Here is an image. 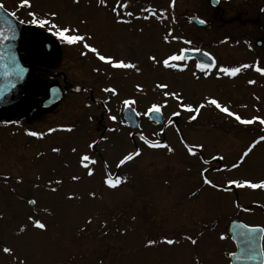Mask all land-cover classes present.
I'll return each instance as SVG.
<instances>
[{"label": "rangeland", "instance_id": "374dc122", "mask_svg": "<svg viewBox=\"0 0 264 264\" xmlns=\"http://www.w3.org/2000/svg\"><path fill=\"white\" fill-rule=\"evenodd\" d=\"M0 3L8 11H16L19 0H0ZM107 3L111 7L115 0H107ZM169 3L170 0H128L127 11L146 15L140 10L152 7L157 12L166 10V19L136 20L126 17L131 20L130 24L117 25L107 9L97 6V0H80L79 5H74L72 0H32L34 10L39 13L56 11L62 23L78 24L80 19H86L88 23L81 25V29L94 32L96 43L105 53L136 63L141 72L136 74L134 71L125 73L108 70L111 78L109 75L93 73L92 68L96 63L94 60L80 57L75 48L62 45L50 33L33 28L27 23L22 24V47L27 53L26 59L32 63L41 80H46L49 76L50 83L47 82L43 90L39 86L38 97L35 99L31 95L30 103L23 108L17 120L0 121V216L3 217L0 219V246H15L28 256V264H189L193 250L197 247L181 238L184 235L196 236L198 228L192 227V217L200 214L198 219L208 222L213 221L212 217L216 220L222 219L221 216L228 218L234 212L232 205L220 204L217 200L218 197L227 198L224 193L234 191H217L207 186L201 188V167H209L208 178L221 187L225 186L228 179L247 177L254 182L264 179L262 144L257 145L244 162L232 171L217 172L215 169L230 167L238 161V157H232L230 162L223 160L221 164L211 162V165H201L198 158L186 155L176 127L187 142L203 143L205 148L200 155L209 160L212 156L209 153L210 144L222 138V132L217 128L232 132V121L230 125H225V117L215 109L202 110L197 121L192 124L186 123L189 114L182 113L180 117L174 118L175 126L168 127L162 135L161 126L154 125L143 117L139 118L140 127L135 132L128 126H120L119 123L113 125L108 120L104 101L110 94L101 92L106 86L116 87L120 93L118 97H112L107 105L118 121L122 118V98L135 96L138 100L137 109L140 111L160 99L152 91L157 82L167 83L168 91H180L184 102L193 106L204 95H213L224 103L222 101L225 100V95L212 92L218 89L210 88L211 84L207 85V91H203V81L192 77L194 70L190 64L187 63V68L181 72L153 65L147 59L148 55H155L161 60L178 49L187 47L179 42L166 45L161 38L169 28L173 30V35L181 36L178 27L180 3L182 15H186L190 11L199 13L197 7L202 11L206 0H176L174 9L168 7ZM26 12L27 10H19V17L28 19ZM173 16L176 23H172ZM183 20L184 18L181 21ZM141 28L142 32L139 31ZM195 35L202 40L193 46L209 49L206 32L198 31ZM47 46L51 47L49 54L45 53ZM104 68L107 69V66ZM63 76L66 83L72 86V90L79 87L86 91L82 90L78 95L68 94L49 112L40 111L38 104L44 97L45 90L54 84L63 87ZM136 84H140L146 94L136 93ZM89 91H92V97ZM254 97H259V100ZM243 101L247 107L239 112L242 117H264V87L256 86L246 90ZM86 103H91V106L86 107ZM168 103L169 106L163 110L165 120L171 112L178 110L175 101L170 99ZM231 108L236 111L235 107ZM52 111L57 112L53 114ZM77 111H81L80 117H72ZM89 116L95 120L90 121ZM29 120L33 121L30 123ZM61 126H71L74 131L53 132L40 140L24 135L25 129L46 133L49 128ZM109 127H116L118 131L108 132ZM259 127L258 124L247 126L251 132ZM129 133L134 135L130 136ZM141 133L147 139L168 143L175 152L169 154L166 149L147 148L139 140ZM102 135H107L109 139L98 143L95 152L87 150L88 154L96 155L98 160L97 165L91 166L95 175L87 177L86 170L79 167L78 157L71 152V148L76 147L78 152L84 153L86 144L93 139L99 140ZM53 147L60 148L61 152H51ZM137 147L141 149L142 155L117 169L116 160ZM100 157L109 162V170L114 175L126 177L127 183L116 190L106 189L102 184L104 170ZM5 175L13 179L5 183L2 179ZM73 175L81 176V180L73 182ZM17 176L23 179L22 184H15L14 178ZM55 179H61L63 184H53L59 190L52 193L46 186L49 180ZM35 184L40 187H33ZM249 190V201L264 205L260 190ZM92 191L97 193L96 199L89 197L88 193ZM193 191H198V195L191 196ZM67 193L79 196L80 199L69 201L65 199ZM32 198L37 200V209L47 208L51 212V215L40 212L35 216L46 223L48 230L40 233L39 230L31 229L17 237L15 233L19 225L26 222L28 215H34L33 209L26 204ZM262 209L264 210L253 209L251 212L256 215H247V223L264 224V218L257 216ZM88 217L92 218L93 223L85 225L84 221ZM81 227H86V231L80 232ZM125 229L128 231L121 235ZM105 232L107 235L103 234ZM105 237L115 239V248L110 247L112 243H107ZM166 237L180 240V243L172 246L159 243ZM149 239L158 243L147 248L145 244ZM95 245H105L103 248L109 249L100 250ZM0 264H8L7 258L0 256Z\"/></svg>", "mask_w": 264, "mask_h": 264}, {"label": "snow or ice", "instance_id": "6c2138e0", "mask_svg": "<svg viewBox=\"0 0 264 264\" xmlns=\"http://www.w3.org/2000/svg\"><path fill=\"white\" fill-rule=\"evenodd\" d=\"M219 3V0H216ZM74 5H79L80 0H72ZM97 6L102 9H107L113 18V22L117 25L119 24H130L131 20L126 19V17H132L136 20H148L149 18H155L157 20L163 21L166 19L165 11L157 12L155 8L146 7L141 9V13H146V15H136L132 11H127L129 4L128 0H124L122 3L121 0H115V3L109 7L107 0H97ZM176 6V0H170L168 7L170 9H174ZM16 11H8L5 9V6L0 3V10L4 11V17H0V60H11V63H6L4 65V75L6 77L15 76L18 80L23 79L24 73L27 71L26 68L20 66L16 63L14 56H8V47L6 42L13 41L16 38L17 29L16 24H28L36 29H41L50 33L52 37H55L62 45H65L69 48H75L80 57H84L90 60H94L96 63L92 68V72L98 75H111L108 70H116V71H134L136 74H140V67L131 61L125 59H118L114 55L105 53L101 46L96 43V35L94 32L88 31L87 29L82 30L81 25H87L88 21L86 19H80L78 24H72L70 22L62 23L59 20V14L56 11H46L43 13H39L33 9L32 0H19V3L16 5ZM19 10H27L26 15L28 19H21L18 15ZM196 23L204 25L207 23L204 19L196 18ZM172 23H176L175 17H172ZM139 31H143V29H139ZM162 42L166 45L172 44L173 42H179L187 47H183L178 49V51L167 55L161 60H158L155 55H148L147 59L152 62L153 65H161L165 69H177L178 71H185L187 68V62L193 60V53L197 54L199 57L197 62L194 64L195 71L191 73L192 77L195 80L200 79V75L198 73L203 74L204 78L207 79L209 76H213L216 80L223 79L225 77L232 79L238 76L242 72V70H246L252 68L255 72L259 73L261 76H264V67L259 66V61H256L254 64L243 63L237 66L234 65H225L219 64L216 58L211 55L209 52L202 51L199 47L193 46V41L190 39H186L182 36L173 35V30L169 28L166 33L162 36ZM107 66V69L104 68ZM249 85L255 84V80H249L247 82ZM15 87V85H11ZM135 92L138 94H146L144 88L140 84H136ZM169 85L167 83L157 82L154 84L152 91L157 93L160 96V99L155 100L148 104L142 111L137 109L138 100L135 96H130L127 98H122L120 100L121 108L120 112L122 114V118L118 121L116 115L111 114V109L107 108V105L110 103L112 97H118L120 95L118 89L113 86H106L101 89V92L105 94H110L108 99L104 101V107L107 109V118L112 122L113 125L117 123L120 126H127L126 121H131L137 128L140 127L138 121L139 118L143 117L149 122H155L158 125H161L160 134L162 135L168 127L175 126L176 121L175 117H180L182 113H188L189 115L186 118L187 124H192L194 121H197V117L200 115L201 111L204 109H215L218 113L223 114L224 117L228 118L229 122L235 121L237 125L250 126L254 124H258L261 127V131H264V117L253 115L249 118L242 117L238 112L233 111L230 104L221 103L215 96L213 95H204L200 102H198L195 106L189 103L184 102L183 94L180 91H168ZM82 90L79 87L76 88V92H80ZM3 90H0V94H2ZM52 93L55 95L58 93L57 89H52ZM47 94V92H46ZM259 100V97H254ZM175 101L177 109L176 111L171 112L168 118L165 120L163 115V110L169 106V100ZM241 107H247V105H242ZM258 112L259 109H256ZM91 120L92 117L90 116ZM176 133L180 137V144L183 146L185 153L188 157L198 158L200 160L201 165H211L212 161H222L224 160L223 155L214 154L211 156V159H204L202 155H200L205 148L203 143H189L185 140L183 133L180 131L178 127H176ZM67 132L72 133L74 131L71 126H61L59 128H49L46 133L32 131V130H24V135L27 137L36 138L38 140L43 139L45 135H50L53 132ZM108 132H116L118 129L116 127H109L107 129ZM129 135H134L133 133H129ZM109 139L107 135H102L99 140L93 139L91 142L86 144V150L84 153L78 152L76 147L71 148V152L76 154L78 157V165L80 168L86 170L85 174L87 177H93L95 175L94 168L91 166L97 165L98 160L96 155L88 154L87 150H92L95 152V148L98 143L106 142ZM139 140L147 146L149 149H166L167 153L173 154L175 149L170 146L166 142H161L160 140H150L147 139L142 133L139 136ZM264 143V135H259L257 138L251 141L247 145V147L241 152L239 160L236 163L231 164L230 167H217L215 171H232L237 169L240 164H242L249 156L250 153L256 148L257 145ZM51 152L59 154L61 149L58 147H53ZM41 155V154H38ZM142 155L141 149L139 147L135 148L132 151L123 154L119 157L115 162V167L117 169H121L130 162L136 160V158ZM102 161V167L104 170V175L102 177V184L108 190H116L122 184L127 183V178L122 176L114 175L109 170V162L103 157H100ZM67 166V165H65ZM209 167H201L199 175L201 179V188L207 186L209 188L216 189L217 191H231L232 187L235 188H247V189H259L264 190V179L259 181H252L248 179H228L225 183L224 187L214 183L212 180L208 178L207 173L209 172ZM3 181L7 183L10 179H13L7 175L2 177ZM39 179V176L37 177ZM71 180L73 182H79L81 180V176L73 175L71 176ZM15 184L19 185L23 183V179L19 176L14 178ZM61 186L63 181L61 179L49 180L47 183V190L52 193H57L59 188L53 186ZM35 188H39L40 185H33ZM15 191V189H13ZM91 199H96L97 193L92 191L88 193ZM191 196L195 197L198 195V191H193L190 193ZM65 199L71 200H79L80 197L73 195L72 193H67L65 195ZM26 204L33 209L34 215H28L26 218V222L19 225L18 230L15 235L17 237H21L27 231L31 229L39 230L40 233L46 232L47 225L42 222L41 219L35 218L38 216L40 212H44L48 215H51V212L47 208L37 209V200L35 198L28 199ZM258 207L264 208V205H257ZM235 207L238 210H243L245 212L250 211V209H240L239 204H235ZM3 217L0 216V219ZM135 220V217H132ZM93 223L91 217L85 219L84 224L90 225ZM106 227V225H105ZM86 227H81L80 232H85ZM119 231V229H117ZM128 229H125L121 235L126 234ZM231 232L236 236L237 240H242L243 243H238L237 247L240 249L239 252L230 251L228 252V257L231 259L237 260H254L258 259L259 264H264V247L254 248L252 245L257 240H264V226L261 225H249L247 223H235L233 222L231 226ZM107 235V232L103 233ZM203 234L201 233L200 236ZM218 240L225 241L230 237L225 235L224 233H218ZM181 239L187 241L193 247H199V237L194 238L192 235H184ZM158 241L149 239L145 247L150 248L156 245ZM159 243L172 246L180 243V240L164 238ZM0 256L7 258L8 264H28V256L18 250L15 246L10 245H2L0 246ZM194 264H200L199 254H195L193 256Z\"/></svg>", "mask_w": 264, "mask_h": 264}, {"label": "flooded vegetation", "instance_id": "af4514ba", "mask_svg": "<svg viewBox=\"0 0 264 264\" xmlns=\"http://www.w3.org/2000/svg\"><path fill=\"white\" fill-rule=\"evenodd\" d=\"M181 3L179 7L180 15L178 27L181 31L182 37L192 40L193 45H195L196 43L198 44L200 40H202H199L195 33L198 31H204L207 34L209 49H204L201 47L199 48H201L202 51L209 52L211 55H213L219 64L237 66L243 63L254 64L256 61H259V66L264 67V0H219V3H217L216 0H213L212 5L208 3V0H206V4H204L202 11H199V7H197L196 9L199 13H191L190 11L189 14H183V21H181L183 19H181V16H183ZM185 17H187L186 20ZM194 17L206 20L207 28H197L196 26L192 25L191 19ZM192 30H194V33ZM257 42L260 43V45L257 44ZM196 62V59L187 62L192 66L194 71V64ZM198 75L202 77H200L199 80L203 81L201 85L204 88V92L209 89V86L207 85L211 84L210 88L218 89V91L212 92H216L219 95H225V100L222 102L235 107L236 112L238 113L240 111L243 112L242 109H244V107L241 106L246 105L243 101L244 92L248 89L255 88L256 86L264 87V76H261L259 73L255 72L252 68L242 70V72L238 74L237 77L232 79L225 77L223 79L216 80L214 75L205 79L203 74L198 73ZM249 80H255L256 83L249 85L247 83ZM79 93L80 92H76L71 88H66L64 90V97L68 94L78 95ZM90 94L92 97L93 94L91 91H89V95ZM233 94L235 95L233 96ZM85 106H91V103H86ZM56 112L57 111H52L53 114H56ZM80 112L81 111H77L71 116L74 118H79L81 115ZM94 120L95 118L92 117L90 121L93 122ZM223 122L225 125H230V122L226 117ZM231 125H234V127L232 126V132L218 127L217 129L222 132V138L216 142H212L209 146V153L211 155H223L224 161L226 162H230L232 157L239 158L241 152L247 147L249 143H251L252 140L257 138L259 135H264V131H261V127L257 128L254 132H251L248 130L247 126L237 125L235 121H232ZM261 144L264 145V143ZM222 161H219L218 164H221ZM251 169L252 171L254 170V168ZM243 179L248 178L244 177ZM231 191L234 192H227L226 194L224 193L227 198H217L218 203L230 204L234 207V212L231 216L229 215L228 218L221 216L222 219L218 220H216L215 217H212L213 221L208 222H203V220L198 219L201 216L200 214L194 215L192 217V227L198 228L197 234L194 238L199 237V247H197L196 250H193L192 261L189 264H194L193 256L195 254H199L200 264L258 263H256L258 259L244 261L231 259L227 255L230 251L239 252L240 249L237 247V244L243 243L242 240H237L236 236L231 232V223H247L248 221L245 217L247 215L254 217L256 213L251 211H253V209H261V207L257 206L258 204L256 202H253L252 200L249 201V189L232 187ZM260 193L264 200V190H260ZM210 203L211 202L208 204L211 205ZM235 204H239L240 209L247 208L250 209V211L245 212L243 210H238L235 207ZM258 215L264 218V210L262 209L261 214H257V216ZM249 225L264 226V224L254 223ZM200 229H202L201 232ZM201 233L203 234L202 236H200ZM218 233H224L230 238L225 241H220L218 240ZM108 242L112 243L110 246L111 248H115V239L107 238V243ZM258 246L264 247V240H257L252 245L254 248H257ZM95 247H98L100 250L109 249V247L103 248L105 245H95Z\"/></svg>", "mask_w": 264, "mask_h": 264}, {"label": "water", "instance_id": "95a60500", "mask_svg": "<svg viewBox=\"0 0 264 264\" xmlns=\"http://www.w3.org/2000/svg\"><path fill=\"white\" fill-rule=\"evenodd\" d=\"M210 4H213V0H209ZM0 17H4V11L0 10ZM196 18L192 19V23L198 27H205L206 24L201 25L195 22ZM17 34L16 38L13 41L6 42L8 47V56H14L16 63L20 65V43H21V33L20 26L16 24ZM260 45V43H257ZM51 51V47H46V54H49ZM193 57L197 60L199 57L197 54L193 53ZM6 63H11V60H0V90H3L2 94H0V118H5L8 113H14L15 111H20L23 109L24 104L29 101V72H25L23 79H17L15 76L6 77L4 75V65ZM15 85L12 87L11 85ZM57 89L58 93L53 94L52 89ZM46 97L40 102L41 109H49L55 104L59 103L63 98V92L57 85H52L46 90ZM13 115H9L11 117ZM155 123V122H154ZM126 124L130 127L131 130H136L137 127L131 121H126ZM156 124V123H155ZM239 223V222H235ZM233 224V223H232ZM230 225V230L231 226ZM257 248H260L258 246ZM258 262V263H257ZM259 264V260L256 261Z\"/></svg>", "mask_w": 264, "mask_h": 264}, {"label": "trees", "instance_id": "16d2710c", "mask_svg": "<svg viewBox=\"0 0 264 264\" xmlns=\"http://www.w3.org/2000/svg\"><path fill=\"white\" fill-rule=\"evenodd\" d=\"M33 82L35 83V86L37 85L38 87L41 86V90H43V88L47 85V82L50 83L49 81V76H47L46 80H41V77L37 74L34 73V79ZM48 83V84H49Z\"/></svg>", "mask_w": 264, "mask_h": 264}]
</instances>
